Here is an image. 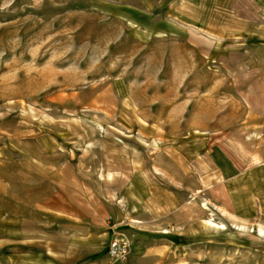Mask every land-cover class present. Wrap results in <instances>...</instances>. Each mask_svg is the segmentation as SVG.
Segmentation results:
<instances>
[{
	"label": "rangeland",
	"instance_id": "obj_1",
	"mask_svg": "<svg viewBox=\"0 0 264 264\" xmlns=\"http://www.w3.org/2000/svg\"><path fill=\"white\" fill-rule=\"evenodd\" d=\"M160 5L0 0V264H41L61 225L49 163L68 150L101 182L129 167L126 187L97 182L123 213L102 230L132 242L114 264H264V202L241 219L199 178L216 154L264 161V45L166 25Z\"/></svg>",
	"mask_w": 264,
	"mask_h": 264
},
{
	"label": "crops",
	"instance_id": "obj_2",
	"mask_svg": "<svg viewBox=\"0 0 264 264\" xmlns=\"http://www.w3.org/2000/svg\"><path fill=\"white\" fill-rule=\"evenodd\" d=\"M160 2V6L167 7L169 11L170 21L166 25L190 30L194 28L201 31L207 40L211 38L214 42L225 43L237 39L241 43L254 41L255 46L264 45V0ZM149 14L143 13L142 16L149 19L155 13ZM259 132L263 133L260 129ZM250 136H253L252 132ZM63 150L57 153L61 154ZM67 154L68 157L57 155L56 162L49 163L56 170V185L52 193L55 197H52L51 202H56L53 205L57 215L53 219L54 224L61 225L50 232L46 241H41V264H96L95 257L102 249L103 241L111 237L110 226L109 231L102 230L103 225L109 223L107 217L111 215L117 221L123 215L119 206L100 193L98 183L126 187L129 181L121 175V171H128L129 167L127 164H117L115 169L118 175H114L113 179L105 177L104 182H101L96 176L86 175L83 170L89 167H84L80 161H72L69 150ZM204 159L208 160L199 165V178L202 183L207 182L209 189L215 187L216 201L236 217L244 219L251 216L257 204L264 202V161L243 168L235 161H225L226 158L222 159L217 154ZM134 172L137 174L136 169ZM130 190L129 198L135 208L137 203H134L135 196L129 193Z\"/></svg>",
	"mask_w": 264,
	"mask_h": 264
},
{
	"label": "built area",
	"instance_id": "obj_3",
	"mask_svg": "<svg viewBox=\"0 0 264 264\" xmlns=\"http://www.w3.org/2000/svg\"><path fill=\"white\" fill-rule=\"evenodd\" d=\"M110 230L112 236L105 246V255L113 264L126 263L131 254L132 242L124 232L118 231L115 225L110 226Z\"/></svg>",
	"mask_w": 264,
	"mask_h": 264
},
{
	"label": "bare ground",
	"instance_id": "obj_4",
	"mask_svg": "<svg viewBox=\"0 0 264 264\" xmlns=\"http://www.w3.org/2000/svg\"><path fill=\"white\" fill-rule=\"evenodd\" d=\"M208 224H211L213 226H218V223H215L213 219H209ZM259 232L260 234L264 235V228L262 226L259 228Z\"/></svg>",
	"mask_w": 264,
	"mask_h": 264
}]
</instances>
